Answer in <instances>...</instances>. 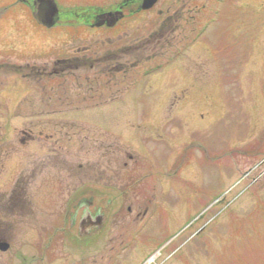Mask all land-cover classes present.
Here are the masks:
<instances>
[{"label": "flooded vegetation", "instance_id": "af4514ba", "mask_svg": "<svg viewBox=\"0 0 264 264\" xmlns=\"http://www.w3.org/2000/svg\"><path fill=\"white\" fill-rule=\"evenodd\" d=\"M142 2L118 0L111 9H59L48 28L34 20L37 0H19L42 30L68 26L73 35L78 34L74 38H80L69 40L72 52L60 58L52 57L51 46L43 42L45 54L37 57L49 58L16 66L0 61L1 75L12 67L9 71L21 81L37 77L52 84L48 92L43 87L41 98L24 90L25 95L4 96L0 101V264H148L154 254L145 240L149 211L156 205L140 189L143 177L134 173L137 159L131 155V144L141 139L131 129V110L121 113L109 105L121 92H130L132 78L135 82L164 69L186 77L187 71L180 66L184 41L191 40L189 48L195 46L206 33L201 30L215 20L216 10L212 4L206 9L202 0H174L164 12L165 0H157L148 10H141ZM168 9L181 14L171 17ZM146 14L148 20L143 21ZM185 14L190 18L185 19ZM189 19L191 23L199 19L203 28L186 35L183 25ZM153 27L157 29L148 38L131 41V34H144ZM64 34L61 31L58 36ZM15 47L22 51L20 43ZM199 50L209 60L211 45ZM135 53L141 61L131 63ZM147 71L152 72L147 75ZM127 80L128 88L120 90ZM71 85L77 87L75 96L69 94ZM117 115L124 118L121 125ZM14 120H19L16 127ZM11 133L14 139H7ZM158 139L166 143L161 134ZM88 148L99 154L101 166L93 172L87 167ZM71 164H77L78 170ZM95 239L101 241L96 255L76 251L77 247L86 251ZM67 246H74L71 254L64 250ZM25 247L31 252L24 254ZM135 247L140 263L134 259ZM160 249L159 257L165 250Z\"/></svg>", "mask_w": 264, "mask_h": 264}, {"label": "rangeland", "instance_id": "374dc122", "mask_svg": "<svg viewBox=\"0 0 264 264\" xmlns=\"http://www.w3.org/2000/svg\"><path fill=\"white\" fill-rule=\"evenodd\" d=\"M17 1L0 0V61L16 66L49 58L37 57L45 54L43 42L51 46L52 57L72 52L68 41L79 40L74 38L78 34L73 35V30L63 25L42 30L27 13V6ZM53 1L64 12L92 6L111 9L118 0ZM202 2L206 9L212 4L216 16L195 46L189 48L191 40L184 41L180 66L187 71L186 77L174 69H164L152 78L142 75L135 82L132 78L130 92H121L109 107L121 113L131 110V129L141 139L131 144V155L137 159L133 171L143 177L140 189L156 205L149 211L146 229L145 242L154 252L148 264H264V0ZM172 3L174 0L161 3L163 12ZM168 11L171 17L181 14ZM186 18L190 15L185 14ZM199 19L198 23H191L192 19L185 22L186 35L203 28ZM156 29L144 34L136 31L131 41L148 38ZM61 31L65 34L59 37ZM25 42L28 46L21 44ZM207 44L213 51L209 60L199 50ZM136 60L140 62L141 57L131 54V63ZM9 69L12 67L5 73L1 70L2 75L0 72V90L5 93L0 91V101L4 96L25 95L24 90L41 98L43 87L46 92L51 90L52 84L46 80L21 81ZM129 83L125 81L120 90ZM69 94H78L76 85H71ZM123 120L117 115L118 125ZM18 121H12L15 127ZM12 134L7 139H14ZM158 134L166 143L159 141ZM88 152L87 167L93 172L101 166L99 154L95 148H88ZM71 166L78 170L77 164ZM100 245L95 239L86 251L78 247L76 251L96 255ZM160 246L165 249L161 257ZM66 248L70 254L74 251V246ZM29 252L25 247L24 254ZM138 252L135 247L134 259L142 258Z\"/></svg>", "mask_w": 264, "mask_h": 264}, {"label": "water", "instance_id": "95a60500", "mask_svg": "<svg viewBox=\"0 0 264 264\" xmlns=\"http://www.w3.org/2000/svg\"><path fill=\"white\" fill-rule=\"evenodd\" d=\"M157 0H143L141 9H150ZM38 7H36L37 13L33 15L34 20L45 27H52L54 25V17L58 13L57 6L53 0H37Z\"/></svg>", "mask_w": 264, "mask_h": 264}, {"label": "trees", "instance_id": "16d2710c", "mask_svg": "<svg viewBox=\"0 0 264 264\" xmlns=\"http://www.w3.org/2000/svg\"><path fill=\"white\" fill-rule=\"evenodd\" d=\"M147 75H150V73H148Z\"/></svg>", "mask_w": 264, "mask_h": 264}]
</instances>
